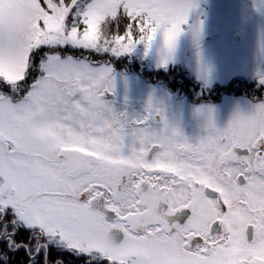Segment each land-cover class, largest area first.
I'll return each instance as SVG.
<instances>
[{
    "label": "snow or ice",
    "instance_id": "obj_1",
    "mask_svg": "<svg viewBox=\"0 0 264 264\" xmlns=\"http://www.w3.org/2000/svg\"><path fill=\"white\" fill-rule=\"evenodd\" d=\"M196 8L0 0V264H264V97L194 140L107 99L140 44L200 57Z\"/></svg>",
    "mask_w": 264,
    "mask_h": 264
},
{
    "label": "rangeland",
    "instance_id": "obj_2",
    "mask_svg": "<svg viewBox=\"0 0 264 264\" xmlns=\"http://www.w3.org/2000/svg\"><path fill=\"white\" fill-rule=\"evenodd\" d=\"M196 3L190 22L203 20L199 58L189 29L178 37L175 51L166 64L161 63L159 37L148 49L140 44L124 55L132 54L141 62L145 61L147 69L162 70L183 64L194 81L201 82L204 87L216 81L225 83L233 76H253L250 71L255 68L256 77L264 74V0H196ZM114 75L113 91L107 99L116 109H146L151 101L153 107L161 109L164 119L190 140L204 134L208 109L212 110L214 121L221 128L232 115L231 96L217 104L194 105L186 98H173L166 89L147 82L135 72L115 70ZM252 100L240 98L236 109H248ZM122 104L126 105L124 109ZM187 121L190 123L188 130Z\"/></svg>",
    "mask_w": 264,
    "mask_h": 264
},
{
    "label": "trees",
    "instance_id": "obj_3",
    "mask_svg": "<svg viewBox=\"0 0 264 264\" xmlns=\"http://www.w3.org/2000/svg\"><path fill=\"white\" fill-rule=\"evenodd\" d=\"M130 57H132V60ZM140 62L141 60L136 56L134 57L132 54H127L115 58L114 68L115 70L125 73L135 72L145 78L147 82L161 86L170 92L171 95L183 96L192 103H200L204 105L211 103L217 104L223 98L232 96L233 94L244 95L246 92L252 93L248 85L245 88V80L239 81L237 84L236 79L238 77L236 76H233V78L225 83H219L216 81L210 86L207 85L204 87L201 82L194 81L189 70H187L183 64L173 67L168 66V68L166 67L162 70H156L147 69L145 66L146 64L144 63L145 61L141 62L142 64ZM122 105H124V109L126 105Z\"/></svg>",
    "mask_w": 264,
    "mask_h": 264
},
{
    "label": "flooded vegetation",
    "instance_id": "obj_4",
    "mask_svg": "<svg viewBox=\"0 0 264 264\" xmlns=\"http://www.w3.org/2000/svg\"><path fill=\"white\" fill-rule=\"evenodd\" d=\"M256 68L253 69L252 72L253 73V76H246V77H238L236 79L237 81V84L239 81H243L245 80V88L246 86L248 85L249 86V89L251 90L252 93H245L244 95H239V94H233L231 97L233 99V104H232V114L233 112L236 110V105L237 107L239 106V99L242 98V99H245L247 101L250 102V100H252L254 97H264V85H261L259 84V77H256ZM255 73V74H254ZM243 85V84H241ZM251 86V87H250ZM244 88V89H245ZM118 111H124V112H127V113H131L132 114L130 116H142L145 114V108H138V110H120V109H117ZM163 114V113H162ZM164 116V114H163ZM190 128V123L187 121V126H186V130H188Z\"/></svg>",
    "mask_w": 264,
    "mask_h": 264
},
{
    "label": "bare ground",
    "instance_id": "obj_5",
    "mask_svg": "<svg viewBox=\"0 0 264 264\" xmlns=\"http://www.w3.org/2000/svg\"><path fill=\"white\" fill-rule=\"evenodd\" d=\"M172 97L174 98H176V97H178V99H184L185 97H183V96H176V95H172ZM194 105H204V104H200V103H193Z\"/></svg>",
    "mask_w": 264,
    "mask_h": 264
}]
</instances>
